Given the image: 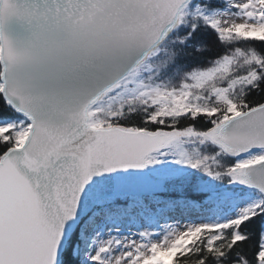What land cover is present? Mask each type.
<instances>
[{
  "label": "snow or ice",
  "instance_id": "obj_1",
  "mask_svg": "<svg viewBox=\"0 0 264 264\" xmlns=\"http://www.w3.org/2000/svg\"><path fill=\"white\" fill-rule=\"evenodd\" d=\"M0 264H264V0H0Z\"/></svg>",
  "mask_w": 264,
  "mask_h": 264
}]
</instances>
